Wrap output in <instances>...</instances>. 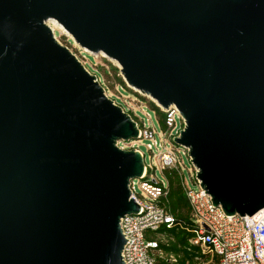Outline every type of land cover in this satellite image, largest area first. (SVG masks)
<instances>
[{
  "label": "water",
  "instance_id": "1",
  "mask_svg": "<svg viewBox=\"0 0 264 264\" xmlns=\"http://www.w3.org/2000/svg\"><path fill=\"white\" fill-rule=\"evenodd\" d=\"M120 67L184 122L200 187L264 210V0H0V264H123L136 124L54 38Z\"/></svg>",
  "mask_w": 264,
  "mask_h": 264
},
{
  "label": "built area",
  "instance_id": "2",
  "mask_svg": "<svg viewBox=\"0 0 264 264\" xmlns=\"http://www.w3.org/2000/svg\"><path fill=\"white\" fill-rule=\"evenodd\" d=\"M159 109L163 114L167 137L174 141L179 137L184 122L174 107ZM146 117V121L142 120L141 129L135 122L138 140L150 141L147 149L155 158L158 169L163 172L178 170V158L182 155L190 162L187 149L182 148L180 152L156 141L153 130L146 123L150 121L148 113ZM130 149L138 152L144 161V155L137 147L131 145ZM150 170L144 163L141 178L131 180L129 184L130 197L139 206V212L120 220V230L125 240L121 251L123 264H155L150 253L157 244L148 239L146 233L169 229L175 223L173 216L158 203L168 194L167 181L157 179ZM188 175L193 187L187 186L180 168L182 190L193 226L190 244L208 250L218 258L219 264H264V210L251 217L226 215L220 206L213 205L212 198L200 187L197 169L192 164Z\"/></svg>",
  "mask_w": 264,
  "mask_h": 264
},
{
  "label": "rangeland",
  "instance_id": "3",
  "mask_svg": "<svg viewBox=\"0 0 264 264\" xmlns=\"http://www.w3.org/2000/svg\"><path fill=\"white\" fill-rule=\"evenodd\" d=\"M47 25L50 28L54 27L52 22H48ZM54 29H56L53 33L55 40L61 46L67 48L86 69V71L95 77L96 81L103 88L107 98L112 100L115 105L120 107L134 123L136 122L140 129L142 126V120L146 121V114L148 113L150 121H147L146 123L153 130L156 141L158 143H164L169 149L172 147L180 152L183 151L182 148L177 146L173 141H171L170 138L167 137V131L162 124L163 117L162 112L159 109L160 106H158L156 102H154L148 96L132 89L125 82L120 72V67L116 62L103 56L89 55L85 51L79 49L74 44L71 37L65 32L57 29L56 26ZM163 134L165 135L163 136ZM149 143L150 141L141 139L132 141L131 143L119 142L117 143V147L122 149L125 148L124 150L128 149L126 151L131 150V145H133V147H137L144 155V163L151 169V175H154L157 179H165L164 172L158 169L155 158H153L148 152L147 144ZM178 162L182 170L185 183L187 186L193 187L188 175V172L191 169V164L188 158L185 155H182L178 158ZM180 168H178V170L173 169V171H175L178 176ZM179 182V185H181L182 182L180 176ZM179 197H181V200H177L176 203L178 205H184V214L186 217H188V207L183 194L180 193ZM167 202V196L161 198L158 201L159 206L161 203L164 206H167ZM180 208H178V212H181ZM171 213L175 218L183 220L182 218H178L179 213ZM185 216L183 218H185ZM173 229L174 230L170 232L158 230L155 232L148 231L146 233L147 238L152 239V241L156 242L157 244L154 250H152L150 253L155 261V264H219V260L215 255L211 254L208 250H205L202 247L190 244V239L188 237L183 238L184 232L181 231L180 226L173 227Z\"/></svg>",
  "mask_w": 264,
  "mask_h": 264
},
{
  "label": "trees",
  "instance_id": "4",
  "mask_svg": "<svg viewBox=\"0 0 264 264\" xmlns=\"http://www.w3.org/2000/svg\"><path fill=\"white\" fill-rule=\"evenodd\" d=\"M162 117H163V114H162ZM162 124H163V119H162ZM164 177H165L167 184H168V195H167L168 202H167V206H164L162 203L160 206L165 208L166 210H168V212H170L171 215H172L171 212L179 213L178 218H182L183 220H179L172 215L174 217V221H175L173 226L167 230H166V228H162L160 230L170 232V231L174 230L173 227L180 226L181 231L184 232L183 238L188 237L190 239L192 236L191 230H192L193 226H192V222H191V216H190V210H189L188 204L186 202L187 207H188V214H189V216L186 217L184 214V209H183L184 205H178L176 203L177 200L178 201L181 200V197H179V194L180 193L183 194L182 187H181V185H179L180 184L179 176L175 171H173V169H169V170L164 171ZM183 197H184V194H183ZM184 199H185V197H184ZM185 201H186V199H185ZM178 208H180L181 212H178ZM177 213H175V214H177ZM184 216H185V218H183Z\"/></svg>",
  "mask_w": 264,
  "mask_h": 264
},
{
  "label": "bare ground",
  "instance_id": "5",
  "mask_svg": "<svg viewBox=\"0 0 264 264\" xmlns=\"http://www.w3.org/2000/svg\"><path fill=\"white\" fill-rule=\"evenodd\" d=\"M52 23L54 24V27L56 26L57 29H60L61 31H63L62 27L60 25H58L55 21H52ZM54 27L51 28L52 32H55V30H56V29H54Z\"/></svg>",
  "mask_w": 264,
  "mask_h": 264
}]
</instances>
